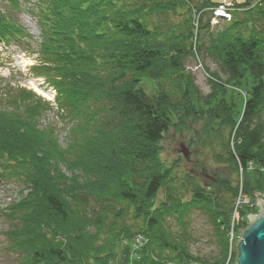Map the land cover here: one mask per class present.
Segmentation results:
<instances>
[{
	"label": "trees",
	"instance_id": "trees-1",
	"mask_svg": "<svg viewBox=\"0 0 264 264\" xmlns=\"http://www.w3.org/2000/svg\"><path fill=\"white\" fill-rule=\"evenodd\" d=\"M0 1L9 5H0V39L23 42L27 32L15 17L19 2ZM218 2L36 0L41 63L33 70L57 89L59 106L77 123L63 149L52 130L36 125L46 102L21 89L0 96V176L30 190L5 213L12 223L7 231L11 249L18 253L14 264H110L136 232L148 243L137 262L135 255L126 256L131 264H145L147 258L225 264L229 256L233 263L236 254L229 252L226 235L233 203L240 184L253 200L264 171V35L258 29L264 0L235 2L239 9L247 6L245 19L234 10L230 24L209 32L206 45L196 44L198 32L215 26L208 9ZM179 10L187 18L173 27L169 17ZM194 49L213 58L225 75L224 80L215 71L209 75L214 91L205 96L180 73ZM143 77L156 82L155 95L139 86ZM245 80L250 88L234 119L232 106L217 97L216 89L225 94L228 84ZM198 103L204 106L201 116L230 127V139L223 143L226 156L216 159L232 167L234 183L223 176L214 187H204L190 175L179 182L160 158L171 117L196 116ZM63 165L81 169L85 181L96 175L98 186L81 184L76 172L65 175ZM159 190L164 200L150 214ZM192 209L205 212L217 253L190 250L186 229ZM256 211L254 204L245 205L235 228L246 226L243 217ZM127 213L142 216L141 224L127 222ZM169 218L182 234L168 229Z\"/></svg>",
	"mask_w": 264,
	"mask_h": 264
},
{
	"label": "rangeland",
	"instance_id": "rangeland-1",
	"mask_svg": "<svg viewBox=\"0 0 264 264\" xmlns=\"http://www.w3.org/2000/svg\"><path fill=\"white\" fill-rule=\"evenodd\" d=\"M17 1L19 2L21 9L17 14H15V17L28 34H25V37L22 39L23 42L26 43H24L25 46L19 41L5 42L4 45L0 40V96L3 95L5 90H16L17 92L19 91V89H21L25 90L26 92H30L37 98H40L42 101L48 102L42 95L33 90V88L29 84L28 80L31 79L30 76L34 71V68H26L21 63V60H23V58H27L28 60H30L31 64H34V62H36V60L38 59L37 51L39 50L38 44L41 40V36L38 20L35 16L36 0ZM214 1H219V4L212 6L208 10H211L214 13L215 17L220 20L215 26H209L207 30L204 29L198 32L197 40H194L196 44L200 43V45H203L204 43L206 45L207 37H210V35H208L209 32L215 33L230 24L232 13L234 10L238 9V12H242L239 14V17L245 19L243 10L247 6H243L244 8L241 9L237 7L233 8V6L235 2H245L246 0ZM255 1L256 0H253V2ZM226 3L228 5L231 4V9L230 11H228V16L220 13V11L223 12V9H220L222 7H218L220 5L223 6ZM0 5L2 6V8H9V5H5V3L1 1ZM217 8L219 11L217 10ZM181 12L182 10H179L178 13L180 15L177 14L169 17L170 24L173 27H178V25L183 23L187 18V15L184 13L182 14ZM258 29L262 31V34L264 35V21L260 24ZM194 50L191 54L183 59L180 73L185 77L188 76L192 78L194 83L197 85L201 95L205 96L206 94L214 91H212L211 89L212 80L209 79V75L215 71L222 78V80L225 79V75L222 73L218 64L213 60V58L207 56L203 51L199 52L197 49ZM228 85L229 86H227L225 94H223L221 91L218 92L219 89H216V93L218 98L223 97L224 100L232 106V116L234 119H236L238 118L244 98L246 97L250 88V81L247 82V80H245L239 83L232 82ZM139 86L149 95H155L157 93L156 82L149 77H143L141 79V82L139 83ZM180 86H182V84ZM202 105L203 103H198L195 105V110L198 112L196 116H190L182 121H180L175 115L171 117V122L173 125L168 130V132L164 134L163 139L160 142V158L171 170V174L176 175V180L179 182L181 179L184 180V176L190 175L204 187L210 185L214 187L218 178H224L223 176H226L227 179H230L232 183H234L237 176L232 170V167L228 164H223V162H219L216 159V156H219L220 154L226 156V154L224 155L225 152L223 150V143L230 139V127L227 124L218 125V123L211 118L201 116L199 114V111L202 107H204ZM76 123L77 120L69 117L68 114L66 115V112L62 113V111L56 110V108L52 107L51 104H47L46 110H44L41 115L36 118L37 127L41 130H52L54 139L57 140V144L63 149L66 148L70 143L72 130L75 127ZM247 166V168H249V172L251 173L252 169H254L253 165L248 163ZM61 169L62 172L67 176H70L71 173L73 174L74 172H76V174H78L77 177H80L79 179H81L85 174L83 171L81 172V169L79 168H76V170L74 171L65 169V165H63ZM242 171L243 169L239 167L238 175H241ZM81 180V184H92L91 186H93L97 183L99 184L98 181L100 180V178H97L96 175L91 174L88 180L85 181L84 178ZM66 183L71 184L70 179H68ZM28 189L29 188L22 182L14 179L7 180L6 178L0 176V264H14L18 260V253L14 252L11 249L10 239L7 235V231L11 229L10 224L12 223L10 219H7L5 217V213L7 212L6 209L13 202L17 201L30 191ZM259 190V192L254 193L253 200L249 198V203H244V205H241L239 207V210L243 209L245 205L252 206V204H254L255 208H257V211L256 213L251 214L256 215L259 212V205L257 203H260V201L256 200V194H264V171H262L260 175ZM188 198L189 195H186V199ZM163 200L164 190H159L154 197L153 202L151 203L150 214L153 212L154 208H156L160 205L161 202H163ZM236 200L237 197L235 198V202ZM235 202L232 206L233 210L230 216V224L231 219H233L235 215H233ZM238 217L240 218L239 213ZM243 218L247 222L246 226L243 227L241 233H237L234 240L232 239V247L229 245L228 240L229 252L231 253L232 251H234L236 255L237 249L235 248V243L237 239H242L241 236L243 230L246 229L250 224V221L248 220L246 215ZM141 219L142 216L133 218L132 213H127L125 217V220H127V222L129 223L133 222L134 226H138V224L140 225ZM187 222L188 224L186 230L188 232L190 250L197 255L209 256L217 253L218 247L215 240V235L205 212L201 209H192L188 215ZM230 228L231 225L226 231V235L229 238L231 237ZM168 229H170L172 232H176V234H182L174 218L168 219ZM232 232L234 234V231ZM136 233H134L133 236L138 237V241L135 242L136 245L132 242V239L128 242H124L126 245L128 244V250L126 251L127 253H125V251L122 252V254H120L121 252H118L110 264H131L130 260H126V256L128 255L127 259H129L132 254L136 256L135 260L132 259V261L137 262L136 260L138 259L136 258H138V256L140 255V250L148 243V240L145 236H142L140 234L137 235ZM135 262L133 264H136ZM145 264L197 263L186 261L163 263L153 258H147ZM229 264H235V259L233 263L230 262Z\"/></svg>",
	"mask_w": 264,
	"mask_h": 264
},
{
	"label": "water",
	"instance_id": "water-1",
	"mask_svg": "<svg viewBox=\"0 0 264 264\" xmlns=\"http://www.w3.org/2000/svg\"><path fill=\"white\" fill-rule=\"evenodd\" d=\"M256 200L260 209L256 215L246 214L250 224L235 243V264H264V194L257 193Z\"/></svg>",
	"mask_w": 264,
	"mask_h": 264
},
{
	"label": "built area",
	"instance_id": "built-area-1",
	"mask_svg": "<svg viewBox=\"0 0 264 264\" xmlns=\"http://www.w3.org/2000/svg\"><path fill=\"white\" fill-rule=\"evenodd\" d=\"M227 5V6H226ZM231 5V4H230ZM230 5H228L227 3L226 4H224L223 6H218V7H222V8H220V9H223V12L222 11H220V13H222V14H224V15H226V16H228L229 14H228V11H230V9H231V7H230ZM233 5V4H232ZM229 6V7H228ZM217 10H218V8H217ZM216 11V10H215ZM219 11V10H218ZM217 11V12H218ZM24 60L26 59V61L23 63V66L25 65V63H27V62H29L30 63V60H28L27 58H23ZM29 81V84H30V86L32 87V85H36L37 87H40V85H42V81H40V80H38V79H29L28 80ZM33 88V87H32ZM34 89V88H33ZM42 93H40L43 97H45L46 99H48V100H50L51 101V103L52 104H54V91L53 90H48V89H45V88H42ZM244 203L245 204H247V203H249V197L245 194V193H243L242 192V188H241V184H240V187H239V192H238V195H237V200H236V202H235V209H234V211H233V215H234V218L233 219H231V228H230V231H231V237L229 238L228 237V240H229V245L232 247L233 246V240H234V238L236 237V235H237V233H241V231H242V229H243V227L242 228H240V229H236L235 228V225L238 223L237 221H238V213H239V207L241 206V205H244ZM235 223V224H234ZM232 231H234V234H233V232ZM236 231V232H235ZM141 237V236H140ZM233 239V240H232ZM136 241H138V237H133V239H132V242L133 243H135ZM135 245H136V243H135ZM230 263V256L228 257V259L226 260V262H225V264H229Z\"/></svg>",
	"mask_w": 264,
	"mask_h": 264
},
{
	"label": "bare ground",
	"instance_id": "bare-ground-1",
	"mask_svg": "<svg viewBox=\"0 0 264 264\" xmlns=\"http://www.w3.org/2000/svg\"><path fill=\"white\" fill-rule=\"evenodd\" d=\"M236 6L234 5L233 8H235ZM220 19H217L214 15V13L212 12V17H211V24L212 25H216L219 22ZM26 61V59L21 60V63L23 64ZM32 87L34 88V90L38 93H42L41 88L37 87L36 85H32ZM43 94V93H42ZM260 209V208H259ZM126 244H123V252L125 251V253H127L126 251L128 250V246L126 247Z\"/></svg>",
	"mask_w": 264,
	"mask_h": 264
}]
</instances>
